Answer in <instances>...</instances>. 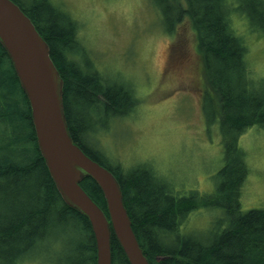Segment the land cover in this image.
I'll use <instances>...</instances> for the list:
<instances>
[{
  "label": "trees",
  "instance_id": "1",
  "mask_svg": "<svg viewBox=\"0 0 264 264\" xmlns=\"http://www.w3.org/2000/svg\"><path fill=\"white\" fill-rule=\"evenodd\" d=\"M11 1L48 45L50 59L63 81L69 133L84 154L116 177L148 263L264 264V209H242L240 198L248 166L238 146L239 137L249 128L264 130V81L249 76L245 60L249 46L233 26V21L244 16L249 32L264 37V0H151L165 34L173 35L186 21L190 24L206 85L203 114L210 122L219 123L223 161L216 174L217 186L213 194L201 197L198 191H175L145 168L124 173L89 147L86 136L94 137L92 126L107 115L123 116L133 109V90L107 83L92 68L84 52L85 39L66 13L47 0ZM0 157V264H32L30 258L53 250V243L65 245L56 264H95L90 224L63 202L49 176L37 147L28 100L1 45ZM79 185L108 218L95 182L83 178ZM198 198L207 200L206 207L222 211V222L205 244H195L197 237L180 230L189 214L184 210ZM110 250L111 264H127L125 258L123 262L118 258L122 251L112 230Z\"/></svg>",
  "mask_w": 264,
  "mask_h": 264
},
{
  "label": "rangeland",
  "instance_id": "2",
  "mask_svg": "<svg viewBox=\"0 0 264 264\" xmlns=\"http://www.w3.org/2000/svg\"><path fill=\"white\" fill-rule=\"evenodd\" d=\"M47 1L78 25L92 68L107 83L133 90L139 101L127 115H107L92 126L94 137L86 136L89 147L124 173L146 168L175 190L213 194L223 146L219 123L202 111L203 66L190 24L165 34L151 0ZM233 23L249 46V76L264 81V37L249 32L244 16ZM238 146L250 168L242 209H264V130L249 128ZM220 214L216 207L198 206L189 214L186 231L197 238L207 235ZM56 246L31 257L32 264H56L65 245Z\"/></svg>",
  "mask_w": 264,
  "mask_h": 264
},
{
  "label": "water",
  "instance_id": "3",
  "mask_svg": "<svg viewBox=\"0 0 264 264\" xmlns=\"http://www.w3.org/2000/svg\"><path fill=\"white\" fill-rule=\"evenodd\" d=\"M0 45L28 100L37 147L59 196L89 221L96 264H111L110 227L128 264H148L131 229L118 181L84 154L70 136L63 81L48 45L11 0H0ZM83 178H91L101 191L109 220L79 185Z\"/></svg>",
  "mask_w": 264,
  "mask_h": 264
},
{
  "label": "bare ground",
  "instance_id": "4",
  "mask_svg": "<svg viewBox=\"0 0 264 264\" xmlns=\"http://www.w3.org/2000/svg\"><path fill=\"white\" fill-rule=\"evenodd\" d=\"M1 158V157H0ZM175 190V189H174ZM164 191V190H163ZM175 191H177V190H175ZM175 191H173V192H175ZM205 204H207L208 205V202H207V200L206 199H200V198H198V199H196V201H195V204H192V203H188V205H187V208L184 210V211H186L187 213H190L191 211H193L196 207H198V206H202V207H204L205 206ZM221 213H222V211H221V209L220 208H218V207H216ZM128 214V213H127ZM180 218V217H179ZM181 219V218H180ZM222 222V218H220V219H216V221H215V223H214V226H213V228L210 230V232L207 234V235H204V236H201V237H198L196 240H194L193 242L195 243V244H205V243H207V242H209V240L210 239H212V236H213V234L215 233V231L217 230V228H218V226H219V223H221ZM130 223H131V229H132V231H133V228H132V222L130 221ZM133 234H134V236H135V238H136V240H137V237H136V235H135V233H134V231H133ZM116 238V237H115ZM116 241H117V239H116ZM211 241V240H210ZM154 243H156V245H159V240L158 239H155L154 240ZM117 244H118V247L120 248V250H121V247L119 246V243H118V241H117ZM53 246H54V243H53ZM58 246H60L58 243H57V246L56 247H58ZM161 249V248H160ZM122 251V250H121ZM143 255H144V253H143ZM124 256V257H123ZM144 257L146 258V256L144 255ZM157 257V256H156ZM118 258H119V260L121 261V262H123V259L125 258V260H126V262H127V259H126V257H125V255H124V253L123 252H121L120 254H119V256H118ZM158 259V261L161 259V257H158L157 258ZM127 264H128V262H127Z\"/></svg>",
  "mask_w": 264,
  "mask_h": 264
}]
</instances>
